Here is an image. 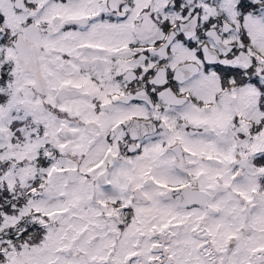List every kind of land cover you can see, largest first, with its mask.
I'll use <instances>...</instances> for the list:
<instances>
[{
	"label": "snow or ice",
	"instance_id": "obj_1",
	"mask_svg": "<svg viewBox=\"0 0 264 264\" xmlns=\"http://www.w3.org/2000/svg\"><path fill=\"white\" fill-rule=\"evenodd\" d=\"M0 264H264V0H0Z\"/></svg>",
	"mask_w": 264,
	"mask_h": 264
}]
</instances>
